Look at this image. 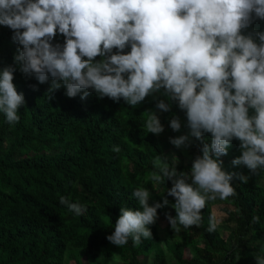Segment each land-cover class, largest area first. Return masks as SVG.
Returning <instances> with one entry per match:
<instances>
[{"label":"clouds","instance_id":"clouds-1","mask_svg":"<svg viewBox=\"0 0 264 264\" xmlns=\"http://www.w3.org/2000/svg\"><path fill=\"white\" fill-rule=\"evenodd\" d=\"M257 21H264V0H0V26L12 31L19 46L13 64L0 69V112L10 125L19 123L25 97L13 83L16 71L40 84L51 77L49 92L63 87L74 98L84 90L83 100L94 91L133 108L161 93L168 102L157 100L159 115L173 103L184 113L160 120L146 110L143 128L167 141L174 163L154 155L152 188L133 189L139 207L121 208L106 239L117 247L151 239L148 226L169 205V196L177 214H166L172 230L200 227L209 202L237 195L231 184L237 174L223 170L221 159L234 139L241 155L232 164L252 175L264 169V31L252 27ZM193 138L202 144L201 154L190 170L179 171L175 158L183 153L177 149L186 151ZM238 178L247 183L250 176ZM160 185L162 203L150 204ZM59 202L76 216L87 211L65 196ZM259 219L254 215L252 222ZM220 223L210 215L207 232ZM255 259L264 264V255Z\"/></svg>","mask_w":264,"mask_h":264},{"label":"trees","instance_id":"trees-1","mask_svg":"<svg viewBox=\"0 0 264 264\" xmlns=\"http://www.w3.org/2000/svg\"><path fill=\"white\" fill-rule=\"evenodd\" d=\"M252 27L264 31V21ZM12 35L0 26V69L13 64L17 54ZM15 79L25 97L19 123L10 125L0 112V264H257L255 255H264V169L252 175L246 166L232 164L241 155L235 139L221 159L223 170L237 174L231 181L237 195L216 200L225 213L226 237L220 225L207 232L209 216L215 215L212 202L202 210L200 227L181 226L176 233L166 216L177 215L169 196V205L157 210L167 223L149 225L151 239L142 237L135 247L131 239L123 247L113 245L106 237L114 231L120 209L139 207L133 189L152 188L148 176L154 155L174 163L167 141L143 128L144 111H156L160 120L184 112L173 103L170 112L159 115L157 100L168 102L161 93L133 108L123 99L98 98L94 91L83 100L84 90L74 98L63 87L49 92L51 77L40 84L16 71ZM186 122L184 115L185 134ZM193 141L186 154L176 155L179 171L190 170L201 154L202 144ZM206 141L211 143L210 134ZM114 146L121 151L113 152ZM239 175L250 179L243 183ZM171 186L167 181L165 187ZM163 190L160 185L153 191L149 203H162ZM61 196L87 205V211L76 216L60 204ZM254 215L258 223L252 222Z\"/></svg>","mask_w":264,"mask_h":264},{"label":"rangeland","instance_id":"rangeland-1","mask_svg":"<svg viewBox=\"0 0 264 264\" xmlns=\"http://www.w3.org/2000/svg\"><path fill=\"white\" fill-rule=\"evenodd\" d=\"M173 147H175V146H173ZM177 150L180 153L186 154V151L183 148H180V149H177ZM187 159H188V156H186L184 158V160H187ZM234 173H236V172H234ZM234 178H235V176H234ZM221 207H222V205L220 203L217 204V201H213L212 202V209H213L217 219L220 220V222H221L220 223L221 231L223 233V236L226 237L227 234H228V231H227L228 228H227V226L225 224H223V218L225 217V213L221 210ZM157 222L159 223V225L161 227H163L167 223L165 217L162 216L161 214H158ZM159 233H160V235H162L161 234V230L159 231ZM170 257H171V254L168 255V258H170Z\"/></svg>","mask_w":264,"mask_h":264}]
</instances>
